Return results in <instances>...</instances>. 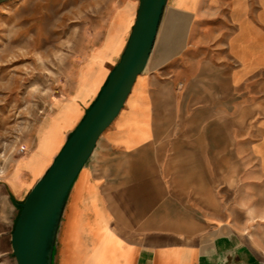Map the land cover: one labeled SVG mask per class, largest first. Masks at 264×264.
Wrapping results in <instances>:
<instances>
[{"label":"crops","instance_id":"0c3cea01","mask_svg":"<svg viewBox=\"0 0 264 264\" xmlns=\"http://www.w3.org/2000/svg\"><path fill=\"white\" fill-rule=\"evenodd\" d=\"M176 2L145 72L72 188L59 264L63 254L69 264L254 263L253 241L233 220L212 213L203 222L195 208L199 197L217 194L219 181L228 195V182L240 179L242 211L264 212V0H225V19L219 15L210 29L200 19L207 0H195L193 10ZM138 6L127 0L116 9L101 44L42 121L20 160L22 186L11 183L14 194L33 188L100 94ZM43 130L44 140L55 138L49 153Z\"/></svg>","mask_w":264,"mask_h":264},{"label":"rangeland","instance_id":"374dc122","mask_svg":"<svg viewBox=\"0 0 264 264\" xmlns=\"http://www.w3.org/2000/svg\"><path fill=\"white\" fill-rule=\"evenodd\" d=\"M126 1L10 0L0 4V264H17L12 234L21 204L32 189L30 186L21 194L13 193L11 183L17 191L22 186L18 175L24 164L20 160L36 140L42 121L52 114L77 80L87 54L101 44L114 12ZM134 1L139 5V0ZM175 1L179 7L191 10L196 4L195 0ZM215 1V7H211L212 0H207L206 14L200 18L208 29L216 24L219 15L226 17L225 0ZM209 37L205 36L203 42ZM46 132H40L41 144H46L52 135L48 134L44 140ZM21 147L24 153H20ZM223 183L218 182L214 190L217 194L199 197L202 206L195 208L196 219L204 222L215 213L219 220H233L234 230L246 233L253 241L252 261L264 263V212L242 211L244 196L240 179L228 182L231 191L228 195L222 194L226 187ZM252 199L258 200L259 196ZM211 203L218 204V211L211 210L215 208ZM244 220L250 223L249 227L243 228ZM61 225L54 264L60 262L64 222ZM61 262L67 264L65 254Z\"/></svg>","mask_w":264,"mask_h":264},{"label":"water","instance_id":"95a60500","mask_svg":"<svg viewBox=\"0 0 264 264\" xmlns=\"http://www.w3.org/2000/svg\"><path fill=\"white\" fill-rule=\"evenodd\" d=\"M7 1L10 0H0V4ZM168 4L169 0H139L136 19L119 62L82 121L68 135L60 153L21 204L12 234L17 264H54L58 232L72 188L145 72Z\"/></svg>","mask_w":264,"mask_h":264},{"label":"bare ground","instance_id":"6f19581e","mask_svg":"<svg viewBox=\"0 0 264 264\" xmlns=\"http://www.w3.org/2000/svg\"><path fill=\"white\" fill-rule=\"evenodd\" d=\"M134 22H135V17H134V20H133V22H132L131 27L134 25ZM123 43H124V39H123V42H122V44H121L120 49L122 48ZM54 140H55L54 136L50 135V136H49V140H47V143L43 145V146H44V150H45L46 153H49V152L54 148V144H55V143H54ZM44 142H45V141H44ZM40 170H41V168L38 167V168H36L33 172H34V173H38V172H40ZM72 231H73V226H72V230H70V233H69L70 236H71V234H72ZM68 262H69V261H68V258H67V264H69Z\"/></svg>","mask_w":264,"mask_h":264},{"label":"built area","instance_id":"2783aa9c","mask_svg":"<svg viewBox=\"0 0 264 264\" xmlns=\"http://www.w3.org/2000/svg\"><path fill=\"white\" fill-rule=\"evenodd\" d=\"M25 149L23 147L20 148V153H24Z\"/></svg>","mask_w":264,"mask_h":264}]
</instances>
